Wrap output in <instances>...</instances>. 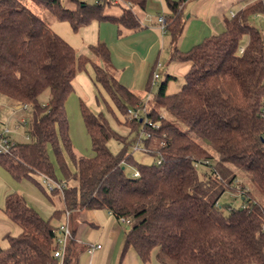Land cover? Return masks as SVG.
<instances>
[{"label":"trees","instance_id":"obj_1","mask_svg":"<svg viewBox=\"0 0 264 264\" xmlns=\"http://www.w3.org/2000/svg\"><path fill=\"white\" fill-rule=\"evenodd\" d=\"M31 1L68 20L74 30L93 20L136 29L140 21L131 6L145 9L147 2L72 0L75 5L68 7L63 0ZM181 3H169L171 58L190 61L191 68L175 92L167 91L172 75L158 84H153L152 75L150 79V89L157 86L152 98L165 108V116L115 75H107L90 56L78 54L28 3L0 0V93L28 103L33 112L26 133L29 141L13 139L11 132L18 128L8 122L16 144L11 154L0 153V163L15 178L57 180L52 146L65 179L63 193L51 190L61 192L64 208L49 219L21 194H7L3 211L20 231L7 234L8 245H0V264H57L53 252L59 224L52 219L60 221L70 210L72 227V219L83 209H106L118 219L129 218L124 251L133 247L144 262L155 253L161 264H264V33L250 21L251 15L264 11V4L258 0L226 18L222 33L182 52L178 47L185 28ZM113 5L121 6L119 14L110 11ZM244 36L247 44L241 51ZM90 50L112 68L105 42L91 45ZM90 62L95 80L123 112L129 115L126 104H132L145 108L146 114L126 121L138 134L134 143H127L104 116L81 100L93 146V156L85 157L73 150L66 101L75 89L78 71ZM46 90L49 100L43 104L40 96ZM148 119L158 125L147 123ZM60 137L75 166L73 172L60 150ZM113 139L122 145L118 152L109 146ZM140 140L141 150L153 156L152 163L138 162L129 152ZM126 164L134 169L127 171ZM136 170L139 175H134ZM240 174L246 181L237 187ZM71 179L75 184L68 185ZM247 185L261 197L255 198ZM227 189H233L239 205L228 204L225 211L219 199ZM74 233L73 228L65 264H78L80 248Z\"/></svg>","mask_w":264,"mask_h":264},{"label":"crops","instance_id":"obj_2","mask_svg":"<svg viewBox=\"0 0 264 264\" xmlns=\"http://www.w3.org/2000/svg\"><path fill=\"white\" fill-rule=\"evenodd\" d=\"M96 1L94 0L93 2ZM171 1L179 2L181 0H147L145 9L131 6L125 2L126 5L132 7L140 21V27L136 29L120 26L118 23L108 20H93L91 23L76 30L81 34L83 44L87 45L90 57L95 63L99 64L101 62L94 60L90 46L96 45L101 41L106 43L111 52V63L115 77L142 100L148 95L152 98L153 94L157 91V89L153 91V87L156 85H153L150 89V79L158 63L162 65L163 74L166 73V76L170 74L174 77L173 79L177 80L186 71L184 73L185 76L191 68L189 66L190 61L171 58L172 37L170 30L168 28L162 30L159 22L160 16L164 15L166 19L171 16L172 10L169 4ZM256 1L258 0H182L181 8L185 15V28L178 43L179 50L182 52L189 51L205 38L222 33L225 30L226 18L232 17L233 14H237L240 10ZM261 1L264 4V0ZM110 11L114 14H119L121 6L113 5ZM250 21L264 33L262 26L264 11L251 15ZM246 44L247 40H245L243 47ZM89 65L87 64L86 68L81 69L77 73L74 81V91L77 90L78 85L80 87H85V84L93 86L87 74H91L88 69ZM184 76L180 78V85L184 80ZM81 100L87 105H91V98H88V101L80 98V103ZM11 117H13L12 112L6 121ZM55 210H53V213ZM104 210L107 221L97 242L102 244V247L96 249L91 255L87 250L90 243L82 242L78 236L79 222L75 227L72 225L75 229L74 237L80 248L78 264H161L156 258L155 253L152 254L148 261L144 262L133 247H129L124 251L126 224L120 222L108 210ZM53 213L48 217L39 214L45 219H49ZM80 215L81 211L77 214L79 221L81 220ZM91 224L93 228L100 226L94 223ZM122 225L124 226V235L120 229ZM100 239L103 241L100 242ZM83 252L88 254V257L84 261L82 259Z\"/></svg>","mask_w":264,"mask_h":264},{"label":"rangeland","instance_id":"obj_3","mask_svg":"<svg viewBox=\"0 0 264 264\" xmlns=\"http://www.w3.org/2000/svg\"><path fill=\"white\" fill-rule=\"evenodd\" d=\"M23 1H25L30 6H32V8H34L37 14L40 15L55 32L60 34L76 49L78 54H85L90 56L89 49L86 47L87 45L85 46V43L83 44L81 34L78 31L74 30V28L72 27L71 23L68 20L58 19L55 15L49 12L41 4H38L31 0H23ZM87 1L93 2L94 0H87ZM63 3L65 4V6L68 7L71 5H75L72 4L74 3L72 0H63ZM262 24L264 28V21ZM245 40H247V36H244V40H242V45L245 43ZM91 54H93L94 60H96L97 62H101V60L97 58L92 51ZM88 64H90L88 69L90 70L92 75L87 72L86 73L89 76L88 78L91 79L93 86L89 84H85V87L84 86L80 87L78 85L80 82L78 81L79 83L77 84L78 85L77 90L73 91L69 95L66 101V111L69 121V137L72 142L73 150L78 155L85 157L93 156V146H92L91 137L87 131V128L85 126L82 117L81 108H80V98L86 101H88V98H91L92 100L90 105L91 109L95 113L104 116L109 121L113 129H115L118 133L126 137L127 143L130 142L134 143L138 135L136 129L130 128L129 123H126L127 120L129 122H133V119L127 113L123 112L122 109L119 108L116 102L104 90L102 85L95 80L94 78L95 68L91 62ZM99 64L105 67L107 75L110 76L115 75L113 69L109 66V64L107 63L104 64L102 62ZM191 65L192 63L190 62L189 66ZM184 73L182 76L180 77L178 76L179 80L173 78L169 79L167 86L168 92H175L178 90L181 82L180 78L184 76ZM165 78H166V73L165 74L162 73L160 75L158 83L161 82V80H164ZM154 89H157V86L153 87V91ZM144 99H148L147 103L155 107L161 114L168 116L165 111V108L160 106L158 103H155L154 99L151 98L150 95L146 96ZM48 100H49V90H46L41 94L40 102L44 104L47 103ZM18 103L19 102H15L12 99L0 93V118L6 121L8 119V116H10L12 112L13 117H11L8 121H10V125L14 127L16 126L18 117L26 116L28 120V124L27 125H24V123L18 124L19 125L18 129L11 132V137L17 141H29L27 139L26 133L29 131V126H30L29 123L33 117L32 108L30 106L28 107L27 110L20 109L17 112H15L14 107ZM126 106L132 109L137 108V106H133L132 104H126ZM145 114L146 113L142 109H140V118L145 117ZM142 130H143V125L141 124L140 132ZM110 146L113 152H118L122 148V145H120V143L114 139L111 140ZM60 150L63 154L65 161L68 164V167L73 172L75 170V166L69 157L67 149L61 140V137H60ZM49 152H50L51 160L53 161L55 167V178L58 181L65 180L64 174L59 165L57 154L52 146L49 147ZM129 152L130 153L132 152L134 159L138 162L152 163L154 161L152 155L146 153L144 150H136L132 147V145L129 147ZM132 167L131 165L126 164L127 171L130 172L131 169L133 170L134 167L133 168ZM236 181H237V187H241V184L246 180L245 177H243V175L240 174V176L237 178ZM67 184L68 185L75 184V181L71 179L70 181L67 182ZM246 189L253 190L252 187L250 188V185L249 186L247 185ZM51 190H52L51 187H49L44 182V177L41 176L37 177L36 180L30 178H15L0 163V245L1 246L5 247L8 245L9 242L7 239V234L16 235L20 231V227L16 223H13V221H11L3 211L7 194L10 192H17L21 194L22 196L25 197L29 205L35 208L41 215L48 217L50 214L53 213V210L64 208V201L62 196L60 195L61 192L58 191V194H53ZM252 194L257 199L261 197L257 189H254L252 191ZM235 196L236 195L233 189H227V191L220 197L219 202L225 211L228 210L226 208L228 204L232 203L233 205L236 206L239 205V202L237 198H235ZM69 212L71 215L70 210ZM80 219L81 220L79 221L77 216L75 215V218L72 219L71 224L75 227V225L77 226L79 222L78 236L80 237L82 242H86L88 244L97 243L99 241V237L102 231L104 230L105 222L107 221L105 210L83 209L81 211ZM65 220H66V216L64 214V216H62L60 221H58V219L56 218H53L52 222L53 224L60 225L61 223L65 222ZM91 223L100 226L97 228H93ZM120 229L122 230L121 232L124 235V226L122 225ZM102 239H100V242L103 241ZM87 257L88 254L86 252H83L82 254L83 261Z\"/></svg>","mask_w":264,"mask_h":264},{"label":"built area","instance_id":"obj_4","mask_svg":"<svg viewBox=\"0 0 264 264\" xmlns=\"http://www.w3.org/2000/svg\"><path fill=\"white\" fill-rule=\"evenodd\" d=\"M98 1V0H97ZM113 2H117L118 0H112ZM234 15V14H233ZM159 22L161 24L162 30H166L167 28V19L164 15L159 17ZM241 51L244 50V47H241ZM162 74V65L161 63L157 64L156 69L153 71L152 74V82L153 84H158L160 75ZM145 102H148V99H144ZM30 105L26 102H19L15 107L14 110L17 112L20 109H25L27 110ZM141 109V108H140ZM140 109H129V116L132 118H140ZM143 111L146 112V109L143 108ZM0 122H2L0 120ZM9 121H4V124H2V127H0V153L4 154H11L12 149L14 145L16 144V141L11 139L9 136L10 131H12V128L8 125ZM28 122L26 116L18 117V120L16 122L15 128H18L21 123H24L26 125ZM147 123L152 124V125H158V122L153 123L151 120H146ZM145 135H148V133L145 131ZM30 136L28 135L27 138ZM134 149L136 150H141L144 149V147L141 144V140L136 142L133 146ZM195 165H198V162L195 163ZM134 175H139V172L136 170L134 172ZM44 182L51 187V189L58 188L60 191L63 192L65 182L63 181H58L53 178H50L48 176L44 177ZM246 189V188H245ZM247 190V189H246ZM66 220L65 222L61 223L58 228H57V247L53 252L54 257L57 259V264H65V253L67 249V243L69 238L72 237V229L70 227V212L69 210L66 211ZM120 222L125 223V224H130L131 220L129 218L125 217H120L118 219ZM102 244L100 243H91L88 245V252L89 254H93L96 249L101 248Z\"/></svg>","mask_w":264,"mask_h":264}]
</instances>
